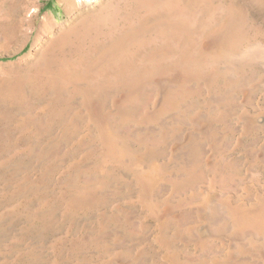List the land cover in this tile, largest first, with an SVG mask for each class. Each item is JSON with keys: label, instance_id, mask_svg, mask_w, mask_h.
Instances as JSON below:
<instances>
[{"label": "rangeland", "instance_id": "1", "mask_svg": "<svg viewBox=\"0 0 264 264\" xmlns=\"http://www.w3.org/2000/svg\"><path fill=\"white\" fill-rule=\"evenodd\" d=\"M0 264H264V0H0Z\"/></svg>", "mask_w": 264, "mask_h": 264}]
</instances>
